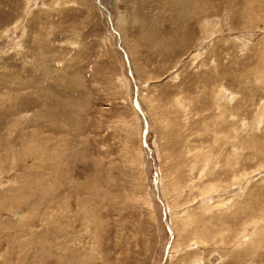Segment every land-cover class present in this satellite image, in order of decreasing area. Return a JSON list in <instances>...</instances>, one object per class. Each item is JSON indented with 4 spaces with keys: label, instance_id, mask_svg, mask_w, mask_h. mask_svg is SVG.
I'll return each instance as SVG.
<instances>
[{
    "label": "rangeland",
    "instance_id": "1",
    "mask_svg": "<svg viewBox=\"0 0 264 264\" xmlns=\"http://www.w3.org/2000/svg\"><path fill=\"white\" fill-rule=\"evenodd\" d=\"M181 1L0 0V264H264V0Z\"/></svg>",
    "mask_w": 264,
    "mask_h": 264
},
{
    "label": "bare ground",
    "instance_id": "2",
    "mask_svg": "<svg viewBox=\"0 0 264 264\" xmlns=\"http://www.w3.org/2000/svg\"><path fill=\"white\" fill-rule=\"evenodd\" d=\"M171 1H173V0H171ZM178 1V0H177ZM193 1V0H192ZM167 2V1H166ZM179 2H180V0H179ZM181 2H183L182 3V6H181V4H180V6L182 7L181 8V10H188V7H189V2H191V1H186V0H184V1H181ZM98 3H99V5H100V1H98ZM192 3V2H191ZM195 3V2H194ZM178 4V3H177ZM193 4V3H192ZM191 4V5H192ZM196 5V4H195ZM194 4L192 5V6H195ZM102 6V5H101ZM178 6V5H177ZM192 6H190V7H192ZM103 7V6H102ZM194 8H196V7H194ZM193 8V9H194ZM104 9V8H103ZM190 9V8H189ZM192 9V10H193ZM191 10V9H190ZM180 11V10H179ZM196 11V10H195ZM194 12V11H193ZM195 13V12H194ZM193 13V14H194ZM109 16H110V14H109ZM195 16H196V14H195ZM180 17V16H179ZM110 20H111V17H110ZM201 21H203V20H200V21H198V23H201ZM179 38V37H178ZM181 40V39H180ZM129 70H130V72H131V75H132V79H133V74H132V71H131V69L129 68ZM134 80V79H133ZM217 94V93H216ZM136 99H137V96H136ZM137 102H138V100H137ZM138 106H139V104H138ZM139 110L141 111V115L143 116V119H144V115H143V113H142V110L140 109V107H139ZM144 121H145V119H144ZM146 130H147V128H146ZM143 141H144V143L146 144V140H145V135H144V137H143ZM146 147H147V144H146ZM157 182V181H156ZM164 214H165V212H164ZM168 251H169V249H168ZM167 251V252H168ZM166 256H168V253H166Z\"/></svg>",
    "mask_w": 264,
    "mask_h": 264
},
{
    "label": "water",
    "instance_id": "3",
    "mask_svg": "<svg viewBox=\"0 0 264 264\" xmlns=\"http://www.w3.org/2000/svg\"><path fill=\"white\" fill-rule=\"evenodd\" d=\"M100 6V8L101 9H103V7L101 6V5H99ZM104 10V9H103ZM105 11V13H106V17L108 18V20H109V22H111L110 21V16H109V13L106 11V10H104ZM111 30L113 31V29L111 28ZM119 43V42H118ZM118 47H119V45H118ZM120 48V47H119ZM121 49V48H120ZM128 75L132 78V75H131V72H130V70H129V68H128ZM133 103H134V106H135V108H136V110L141 114V111L139 110V106H138V102H137V99H136V95H134V99H133ZM143 117V116H142ZM146 124L144 123V126H145ZM145 128H146V126H145ZM144 128V131H143V134H145V132H146V129ZM144 144V146L146 147V144L145 143H143Z\"/></svg>",
    "mask_w": 264,
    "mask_h": 264
}]
</instances>
